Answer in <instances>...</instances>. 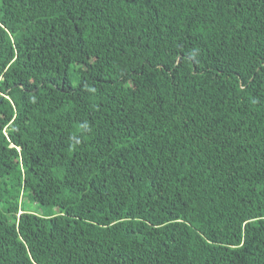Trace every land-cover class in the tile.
Here are the masks:
<instances>
[{"label":"trees","instance_id":"1","mask_svg":"<svg viewBox=\"0 0 264 264\" xmlns=\"http://www.w3.org/2000/svg\"><path fill=\"white\" fill-rule=\"evenodd\" d=\"M0 264H264V0H0Z\"/></svg>","mask_w":264,"mask_h":264},{"label":"rangeland","instance_id":"2","mask_svg":"<svg viewBox=\"0 0 264 264\" xmlns=\"http://www.w3.org/2000/svg\"><path fill=\"white\" fill-rule=\"evenodd\" d=\"M23 202L25 203L26 206L32 207L33 210L38 211L39 213H43V209L36 207L34 203H31L28 198H23ZM46 210V209H45Z\"/></svg>","mask_w":264,"mask_h":264}]
</instances>
